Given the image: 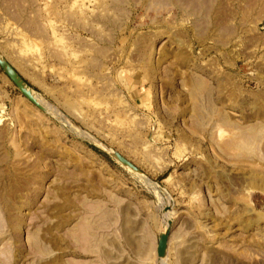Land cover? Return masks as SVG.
<instances>
[{
  "label": "rangeland",
  "instance_id": "1",
  "mask_svg": "<svg viewBox=\"0 0 264 264\" xmlns=\"http://www.w3.org/2000/svg\"><path fill=\"white\" fill-rule=\"evenodd\" d=\"M0 53L56 113L0 67V264H264V0H0Z\"/></svg>",
  "mask_w": 264,
  "mask_h": 264
},
{
  "label": "water",
  "instance_id": "2",
  "mask_svg": "<svg viewBox=\"0 0 264 264\" xmlns=\"http://www.w3.org/2000/svg\"><path fill=\"white\" fill-rule=\"evenodd\" d=\"M0 67L4 71V73L9 77V79L16 85V87L19 89V91L34 105H36L39 109L47 112L50 116L56 117V113L48 110L45 105H43L35 95L34 90L30 87V85L27 83V81L22 77V75L15 69V67L7 60V58L0 53ZM76 125V124H75ZM78 127V126H77ZM87 135H89L91 138L93 136L87 132H85ZM97 143L101 146V148L108 153L110 156H112L117 162L122 163L124 166L129 167L133 172H136L138 175L144 176V173L137 167L132 161L127 159L125 156H123L121 153L114 151L104 143L96 140ZM165 213L167 210L165 209ZM167 225L166 229L163 232V234L159 237L157 248H156V254L157 259L160 260L161 258L166 256L167 252V244L168 239L170 235V226H171V219H167Z\"/></svg>",
  "mask_w": 264,
  "mask_h": 264
},
{
  "label": "bare ground",
  "instance_id": "3",
  "mask_svg": "<svg viewBox=\"0 0 264 264\" xmlns=\"http://www.w3.org/2000/svg\"><path fill=\"white\" fill-rule=\"evenodd\" d=\"M39 100V99H38ZM40 101V100H39ZM48 109V108H47ZM49 110V109H48ZM127 167V166H126ZM129 168V167H128ZM170 213V212H169Z\"/></svg>",
  "mask_w": 264,
  "mask_h": 264
}]
</instances>
